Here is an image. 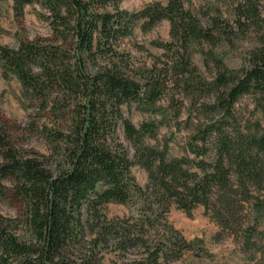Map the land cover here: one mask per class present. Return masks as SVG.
Wrapping results in <instances>:
<instances>
[{
    "label": "trees",
    "instance_id": "trees-1",
    "mask_svg": "<svg viewBox=\"0 0 264 264\" xmlns=\"http://www.w3.org/2000/svg\"><path fill=\"white\" fill-rule=\"evenodd\" d=\"M121 1L14 0L17 14L39 2L53 38L0 45V67L40 102L54 127L42 128L50 154H22L0 131V195L12 192L24 205V219L0 214V264H105L112 250V264H163L191 246L165 222L172 204L187 214L203 205L223 229L237 224L247 205L253 217L243 233H258L264 125L241 129L235 107L249 95L264 119V0H229L232 20L218 10L204 22L182 0L134 12ZM139 20L146 31L162 20L170 25L171 39L153 42L163 53L150 65L135 66L118 47ZM252 32L256 45L244 64L229 68L216 48ZM195 47L212 77L195 64ZM132 103L161 120L134 125L122 111ZM187 104L198 119L188 145L193 157L170 159L167 142L147 139ZM135 166L147 172L144 186ZM108 203L131 205L135 214L109 219L102 210ZM131 249L139 255L128 263L122 256Z\"/></svg>",
    "mask_w": 264,
    "mask_h": 264
},
{
    "label": "rangeland",
    "instance_id": "rangeland-1",
    "mask_svg": "<svg viewBox=\"0 0 264 264\" xmlns=\"http://www.w3.org/2000/svg\"><path fill=\"white\" fill-rule=\"evenodd\" d=\"M185 7L206 21L217 11H221L225 18L232 20L233 3L229 0H182ZM167 0H122L120 7L130 12L138 11L143 7L161 3ZM46 9L39 3L25 5L21 14L14 9V0H0V45L15 48L21 41L37 39H52L53 33L48 21L45 19ZM144 21L139 20L133 27L131 34L119 41V50L126 52L135 66L150 65L154 56L163 53L162 48L153 42L166 43L170 38V25L167 20H162L150 30H144ZM256 45L255 34L252 32L247 38L239 40L232 47L223 42L215 52L224 59L229 68H238L244 64L247 52ZM193 60L199 70L208 78L214 73L205 65L204 56L199 47L193 50ZM0 67V131L13 144L20 153L50 154L51 149L44 139L42 128L53 126V117L47 110H41L39 101L28 96L19 80L9 75L3 76ZM191 106L183 107L182 114L177 120L162 124L156 139H147L152 145L163 146L168 143L170 159L184 156L193 157L189 151V142L195 133L198 119L195 113L191 114ZM238 123L243 130L254 126L258 121L264 125V119L255 109L251 96L242 97L235 107ZM124 115L136 126L144 121H160L161 116L145 113L138 110L135 103L122 108ZM199 112V111H194ZM120 136L125 146L133 156V147L124 138L122 128ZM137 182L144 186L147 183V172L139 166L133 168ZM11 187L10 182L7 183ZM248 204V203H244ZM103 213L109 218H124L135 214L131 205L108 203L103 206ZM0 214L7 218L24 219V205L22 201L9 192L6 196L0 195ZM253 214L245 205V209L238 213L237 224L231 228L223 229L210 214L206 213L203 205H198L191 214L179 209L172 204L165 215V222L178 230L184 239L191 244L178 257H168L163 264H264V214L259 216L256 227L257 235L247 237L243 231L250 225ZM252 224V223H251ZM163 234L160 229L158 234L152 233V238L157 239ZM109 250V249H108ZM126 253V252H125ZM125 253H121V256ZM122 256V260L130 263L139 255L137 249H131ZM115 254L113 250L106 253L105 264H112ZM171 256V257H170Z\"/></svg>",
    "mask_w": 264,
    "mask_h": 264
}]
</instances>
